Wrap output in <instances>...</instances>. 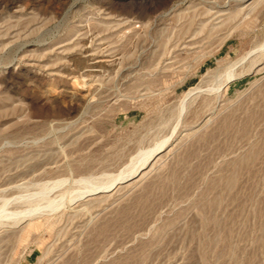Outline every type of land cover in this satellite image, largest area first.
<instances>
[{
	"label": "rangeland",
	"instance_id": "rangeland-1",
	"mask_svg": "<svg viewBox=\"0 0 264 264\" xmlns=\"http://www.w3.org/2000/svg\"><path fill=\"white\" fill-rule=\"evenodd\" d=\"M261 44L264 0H0V264H264Z\"/></svg>",
	"mask_w": 264,
	"mask_h": 264
},
{
	"label": "bare ground",
	"instance_id": "bare-ground-1",
	"mask_svg": "<svg viewBox=\"0 0 264 264\" xmlns=\"http://www.w3.org/2000/svg\"><path fill=\"white\" fill-rule=\"evenodd\" d=\"M260 47H262V49H264V44L262 45H259ZM259 46L258 48L255 49V51L257 49H259ZM261 49V48H260ZM252 53L254 52V49L253 51H251ZM250 54V51L244 56V58H246L248 55ZM231 69V66L230 68ZM235 77H237V73H235L234 70H229L227 72V75H226V83H228L227 81H231L233 80ZM220 82V81H219ZM219 88V86H218ZM190 94V93H189ZM188 95V94H187ZM186 102V101H185ZM184 108V103L182 104V107L180 109H183ZM182 114V113H181ZM180 115V114H179ZM167 140L159 143L156 147H154L153 149H150V150H147V151H144V152H140L141 154L136 157V159H133L132 163L129 164L128 167L124 168V169H121L120 172H118L116 175L112 176L111 178H107L106 180H103L102 182H97L95 181V179H93L91 176L88 177V178H83L81 179L82 182H84V184L82 185L83 186V190H80L79 192H77V194L75 195H70L69 196V201H74L76 198H80V197H83L84 195L86 194H91V193H96V192H107L109 191L111 188L113 187H116L119 183H122V182H125L127 181L128 179L130 178H133L135 177L136 175L140 174L143 172V170L151 163V160L152 158L162 149V147L165 146V143H166ZM106 176V175H105ZM232 175H230L231 177ZM100 178V177H99ZM106 178V177H104ZM97 179V178H96ZM67 179H62V180H55V182H53L52 184H48V183H44L40 186V189H39V192L42 194V195H45L48 191L52 190L53 188H56V187H59V185H61L64 181L67 182L69 180ZM80 180V179H79ZM72 181V180H71ZM77 181V180H75ZM74 181V182H75ZM73 182V181H72ZM227 182V181H226ZM66 184V183H65ZM74 189V188H73ZM72 189V190H73ZM79 189V188H78ZM54 190V189H53ZM37 193V192H36ZM50 193V192H49ZM67 194V192H65ZM69 193V191H68ZM40 194V195H41ZM48 194V193H47ZM33 195V194H32ZM37 195V194H36ZM60 195V194H59ZM68 195V194H67ZM56 196V195H55ZM65 196V195H63ZM62 196V197H63ZM87 196V195H86ZM34 197V196H33ZM43 197V196H42ZM66 197V196H65ZM47 198V201H46V207H49V208H59L60 205H63L64 202L63 201H57L56 198H50V197H46ZM61 198V197H60ZM64 198V197H63ZM68 198V197H67ZM78 198V199H79ZM59 199V198H57ZM62 199V198H61ZM31 201V200H30ZM66 201V200H65ZM69 202V203H70ZM8 201H4V203L0 206V218L2 217H8V216H11V215H14V214H18V213H10L7 212V208H6V205H7ZM66 204V202H65ZM71 204V203H70ZM69 205V204H68ZM41 205L39 202H36L34 204H32L29 208V210H26L24 211L23 213L24 214H27V213H33L34 211L40 209ZM24 216V215H23ZM19 217V216H18ZM21 220V219H19ZM18 220V221H19ZM1 222V220H0ZM3 223V222H2Z\"/></svg>",
	"mask_w": 264,
	"mask_h": 264
}]
</instances>
